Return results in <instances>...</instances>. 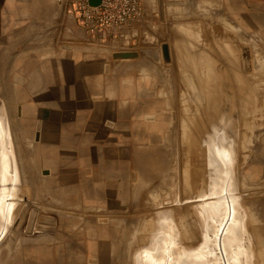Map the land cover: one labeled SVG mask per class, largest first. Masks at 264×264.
<instances>
[{
    "label": "crops",
    "instance_id": "0c3cea01",
    "mask_svg": "<svg viewBox=\"0 0 264 264\" xmlns=\"http://www.w3.org/2000/svg\"><path fill=\"white\" fill-rule=\"evenodd\" d=\"M63 3L0 0V103L7 111L0 117V134L12 140L17 151L11 159L9 143L0 146V229L10 225L14 187L28 183L34 196L24 190L23 198L28 199L19 204L26 223L37 221L36 234L19 242L24 254L32 243L36 248L51 247L36 250L39 263L44 251L54 264H112L114 230L122 215L129 216L132 206L145 197L143 184L150 181L140 172L143 154L153 150L148 145L155 142L154 128L165 118L159 104L171 102L170 94L153 88L172 78L178 82L179 76L164 72L173 59L169 39L161 37L169 47L168 63L162 48L148 56L144 50L151 48L127 45L135 40L139 44L148 26L155 36L162 34L150 16L133 22L119 39L101 42L84 31L79 19L64 13ZM237 3L227 0L224 15L212 13L202 20L200 33L209 47L200 46L202 38L193 30L188 37L195 45L193 65L187 58L188 66L176 63L171 69L192 72L190 85L194 94L198 92L192 101L201 100L202 88L209 87L210 114L215 111L217 117L218 88L224 81L247 93V105L256 102L259 118L264 119V0L243 3L240 14H235ZM127 53L136 57L114 58ZM201 53L208 65L207 81L200 72ZM153 57L159 61L150 62ZM143 66L147 78L139 86ZM180 102L187 99L179 93ZM185 111H177L179 134ZM11 127L10 140L9 130L1 128ZM216 146L211 139L210 152ZM11 166L17 170L11 173ZM57 228L72 234L60 242L65 246L62 254L54 252L59 246Z\"/></svg>",
    "mask_w": 264,
    "mask_h": 264
},
{
    "label": "rangeland",
    "instance_id": "374dc122",
    "mask_svg": "<svg viewBox=\"0 0 264 264\" xmlns=\"http://www.w3.org/2000/svg\"><path fill=\"white\" fill-rule=\"evenodd\" d=\"M226 1L140 0L144 19L150 16L153 26H157L155 30H162L163 35L155 36L148 26L144 33L146 37L143 35L139 44L135 40L131 44L127 42V45L149 47L151 50H144L149 56L162 48L165 41L161 37L169 39L173 59L163 67L164 72L170 77V73L175 78L178 75L181 86L171 77V82H158L153 88L154 91H162L164 96L170 94L171 102L167 106L159 104L165 118L160 128H154L155 142L148 145L153 150L143 154L145 159L140 172L150 181L143 184L145 197L139 198L138 204L132 206L129 216L122 215L126 222L122 219L114 230L116 248L113 245V257L117 259L112 264H264V119L259 118L258 104L249 102L247 105V93L243 94L239 88L232 89L222 81L218 88L217 117L215 111L208 114L209 87L202 88L198 96V99L202 96L201 100L192 101L198 93L194 94V87L190 85L192 72L183 68L180 71L171 69L176 63L188 66L187 58L193 65L191 52L195 45L188 37L193 30L201 36L200 23L212 13L224 15ZM234 1L238 2L235 14H240L243 3L249 2ZM64 13L67 14L65 9ZM130 25L129 28L132 27ZM201 38L200 46L208 48L209 43L206 44L204 36ZM117 39L93 40L111 42ZM183 50L186 56L182 55ZM203 53L198 55L203 59L200 72L203 80L207 81L209 70L204 64ZM119 56L117 54L114 58L120 59ZM151 61L159 60L153 57ZM146 67L139 71V86L146 82ZM153 69H157L155 64ZM196 73L201 75L199 71ZM149 80H152L151 74ZM179 93L186 97L187 102L177 103ZM179 109H186L180 134L176 128ZM6 116L7 111H3L0 103V117ZM208 121L218 125V157L222 152H229L228 159L222 162L218 159L217 169L209 148L213 128L206 125ZM5 122L7 124L6 119ZM2 129L5 132L9 130L11 140L13 128H1V132ZM198 131L201 134H197ZM196 141L199 143L193 144ZM7 143L11 146L10 158L13 159L17 151L12 149V140L7 142L0 134V146ZM13 169L17 170L11 166V173ZM22 181L28 180L23 178ZM24 190H29V195L34 196L31 184L18 183L14 187L10 198V225L4 231L0 229V264H54L46 259L48 255L44 251L40 263L34 256L36 250H50V246L36 248L30 243L26 247L27 255L24 247L18 248L20 240L36 234L33 223L37 220L26 223L22 204H19L21 200L28 199L23 198ZM57 230L59 246L54 252L58 250L62 254L65 246L60 242L68 237L69 232Z\"/></svg>",
    "mask_w": 264,
    "mask_h": 264
},
{
    "label": "built area",
    "instance_id": "2783aa9c",
    "mask_svg": "<svg viewBox=\"0 0 264 264\" xmlns=\"http://www.w3.org/2000/svg\"><path fill=\"white\" fill-rule=\"evenodd\" d=\"M64 2L66 13L79 19L89 36L100 40L117 38L130 24L144 17L140 0H100L95 7L89 0Z\"/></svg>",
    "mask_w": 264,
    "mask_h": 264
},
{
    "label": "bare ground",
    "instance_id": "6f19581e",
    "mask_svg": "<svg viewBox=\"0 0 264 264\" xmlns=\"http://www.w3.org/2000/svg\"><path fill=\"white\" fill-rule=\"evenodd\" d=\"M211 110H210V108L209 109H207L206 110V113H208L209 114V112H210ZM203 123V122H202ZM202 123H200V125L202 126ZM206 123V122H205ZM206 125H208L209 126V128H213V130H212V133H211V135H213L212 137H211V139H212V146L214 145V144H217V146H216V148L214 149L213 147H212V151H211V153H213V156H212V160H213V163H214V168L215 169H217L218 167H217V164H218V159H219V161H224V159H228L229 158V152L227 151L226 153H221V155L218 157V143H219V140H218V137L216 138V134H218L217 132H218V125L216 124H214V123H211L210 121H208L207 123H206ZM179 128V125H176V128ZM182 128H183V125H182ZM202 130V129H201ZM197 134H201V132L200 131H198L197 132ZM199 142L198 141H196V142H193V144H195V145H197ZM210 148V147H209ZM228 149V148H227ZM226 154H227V157H226ZM223 155H224V157H223ZM209 160L211 161V156L209 155ZM111 259V262H116V257H112V258H110Z\"/></svg>",
    "mask_w": 264,
    "mask_h": 264
},
{
    "label": "water",
    "instance_id": "95a60500",
    "mask_svg": "<svg viewBox=\"0 0 264 264\" xmlns=\"http://www.w3.org/2000/svg\"><path fill=\"white\" fill-rule=\"evenodd\" d=\"M64 8H65V2L63 3ZM89 4L91 6H98L100 4V0H89ZM162 54H163V61L165 63H168L170 61V57H169V47L166 43H164L162 45ZM136 54L135 53H127L124 54L123 56H119L118 58H135ZM170 202H168L169 204Z\"/></svg>",
    "mask_w": 264,
    "mask_h": 264
}]
</instances>
